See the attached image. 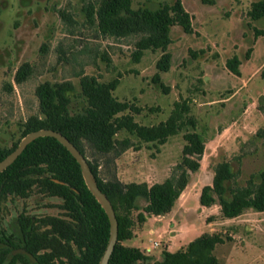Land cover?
<instances>
[{"label": "rangeland", "instance_id": "374dc122", "mask_svg": "<svg viewBox=\"0 0 264 264\" xmlns=\"http://www.w3.org/2000/svg\"><path fill=\"white\" fill-rule=\"evenodd\" d=\"M98 1L0 0V146H11L22 138V123L39 113L35 89L46 80L73 83L68 91L69 110L77 114L87 106L82 75H94L101 81L118 77L114 95L140 106L135 119L147 125L165 120L175 101L188 98L197 131L206 140L201 167L191 173L189 184L165 215H147L140 222L137 215L146 200L138 197L139 209L133 211L135 235L124 243L140 248L153 262L162 257L164 249L176 251L203 233L222 232L228 238L215 249L218 264H264V212L248 209L226 219L220 216L218 204L206 207L199 202L203 186L212 183L218 161L231 162L240 185L264 169V136L260 135L264 128V35L256 36L254 29H264V16L252 21L248 13L256 0H216L214 4L181 0L194 31L186 33L180 25L171 29V67L161 73L167 90L153 79L161 51L146 50L135 61V37L104 36L97 23L87 19L84 8ZM175 1L132 0V7L154 9ZM234 55L241 60L240 74L227 66ZM24 62H30L34 70L18 84L15 74ZM128 135L121 131L118 137ZM131 137L135 147L109 165L101 161L104 176L153 184L173 174L185 143L182 132L164 144ZM61 203L60 197L38 188L25 198L9 196L0 225H15L22 211L63 216ZM151 240L161 243L150 248Z\"/></svg>", "mask_w": 264, "mask_h": 264}, {"label": "trees", "instance_id": "16d2710c", "mask_svg": "<svg viewBox=\"0 0 264 264\" xmlns=\"http://www.w3.org/2000/svg\"><path fill=\"white\" fill-rule=\"evenodd\" d=\"M203 1L214 4L216 0ZM84 9L87 19L97 23L102 35L136 38L135 61H139L146 50L161 51L156 63L158 72L153 79L165 88L161 73L171 67L172 27L180 25L186 33L194 31L191 15L181 0L154 9H135L132 0H99L90 2ZM248 13L252 21L263 17L264 0L254 1ZM254 29L256 36L264 35V29ZM240 64L236 55L227 61L235 74H240ZM33 70L30 62H24L15 74L16 83L25 82ZM119 83L118 77L101 81L94 75H82L80 84L87 106L83 112L72 114L68 91L74 88L73 83L69 80L41 82L35 89L39 113L30 115L22 123V137L41 128L58 130L87 157L99 187L113 204L119 223L118 240L108 264H218L215 249L228 238L222 232L203 233L176 251L164 249L162 257L153 262L140 248L124 243L135 235L133 211L139 209L137 198L146 200L143 211L137 215L140 222H144L147 215L171 212L189 184L191 173L201 167L206 140L197 131V118L191 113L188 98L175 101L165 120L142 124L135 119L142 108L114 95ZM261 106L264 111V104ZM121 131L129 135L118 137ZM181 132L185 143L180 161L173 174L163 181L123 182L116 175L102 174L101 161L109 165L124 151L135 147L132 135L139 141L164 144L169 137ZM260 135L264 136V128ZM20 140L8 147L0 146V161ZM213 168L212 183L204 185L199 196L202 206L218 204L220 216L226 219L238 217L248 209L264 211V169L251 175L245 185H240L238 173L229 160L218 161ZM34 188L60 197L64 214L36 216L22 211L15 225H0V264H99L110 236L109 217L86 184L80 163L53 136L34 139L0 173V215L9 196L25 198Z\"/></svg>", "mask_w": 264, "mask_h": 264}, {"label": "water", "instance_id": "95a60500", "mask_svg": "<svg viewBox=\"0 0 264 264\" xmlns=\"http://www.w3.org/2000/svg\"><path fill=\"white\" fill-rule=\"evenodd\" d=\"M40 136H53L68 148V150L74 155V157L80 163L84 179L89 189L92 191V193L95 195L97 200L101 203V205L105 209L110 220V236L106 249L100 259L99 264H108L112 252L115 248V244L118 240V231H119L118 218L116 216V212L111 200L99 187L87 157L66 135H64L62 132L58 130H54L51 128H41L29 132L28 134H26L24 137L21 138L17 147L0 161V173L4 171L18 158V156L24 151V149L30 142H32L34 139Z\"/></svg>", "mask_w": 264, "mask_h": 264}, {"label": "built area", "instance_id": "2783aa9c", "mask_svg": "<svg viewBox=\"0 0 264 264\" xmlns=\"http://www.w3.org/2000/svg\"><path fill=\"white\" fill-rule=\"evenodd\" d=\"M159 216H161V215H159ZM160 241H158V240H151V245H150V248H157L159 245H160Z\"/></svg>", "mask_w": 264, "mask_h": 264}, {"label": "crops", "instance_id": "0c3cea01", "mask_svg": "<svg viewBox=\"0 0 264 264\" xmlns=\"http://www.w3.org/2000/svg\"><path fill=\"white\" fill-rule=\"evenodd\" d=\"M259 212H264V211H259ZM151 231H154V229H151ZM134 234H135V232H134Z\"/></svg>", "mask_w": 264, "mask_h": 264}]
</instances>
